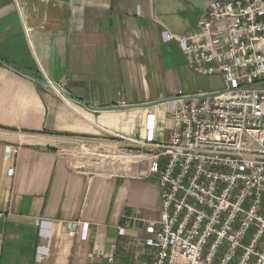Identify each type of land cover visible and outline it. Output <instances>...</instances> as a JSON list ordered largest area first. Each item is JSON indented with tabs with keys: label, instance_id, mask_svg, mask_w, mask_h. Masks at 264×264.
<instances>
[{
	"label": "crops",
	"instance_id": "crops-1",
	"mask_svg": "<svg viewBox=\"0 0 264 264\" xmlns=\"http://www.w3.org/2000/svg\"><path fill=\"white\" fill-rule=\"evenodd\" d=\"M212 1L0 0V264H152L160 189L136 177L148 155L127 154V137L144 139L152 114L167 138L157 102L182 90V51L162 33L193 30L177 34L181 13Z\"/></svg>",
	"mask_w": 264,
	"mask_h": 264
},
{
	"label": "built area",
	"instance_id": "built-area-1",
	"mask_svg": "<svg viewBox=\"0 0 264 264\" xmlns=\"http://www.w3.org/2000/svg\"><path fill=\"white\" fill-rule=\"evenodd\" d=\"M162 36L197 74L221 75L224 88L166 99L165 140L154 138L152 114L144 139L127 137L133 156L148 155L136 177L156 178L160 189L159 220L146 226L152 264H264V0H214L193 30ZM87 227L67 223L82 238Z\"/></svg>",
	"mask_w": 264,
	"mask_h": 264
},
{
	"label": "rangeland",
	"instance_id": "rangeland-1",
	"mask_svg": "<svg viewBox=\"0 0 264 264\" xmlns=\"http://www.w3.org/2000/svg\"><path fill=\"white\" fill-rule=\"evenodd\" d=\"M193 5L194 3L190 2L186 6L184 13H181L180 26H178V28L176 27L177 34L186 33L196 24L201 11L199 8H195ZM171 57L173 58L172 69L176 71V76L178 77L183 92L197 93L210 90L215 91L224 88V82L221 75H201L189 69L184 56L179 50H175L171 54ZM185 88L189 89L190 91H184ZM135 153L137 152L132 149L131 151H127V154Z\"/></svg>",
	"mask_w": 264,
	"mask_h": 264
},
{
	"label": "water",
	"instance_id": "water-1",
	"mask_svg": "<svg viewBox=\"0 0 264 264\" xmlns=\"http://www.w3.org/2000/svg\"><path fill=\"white\" fill-rule=\"evenodd\" d=\"M0 61H1L2 63H4L5 65H8L6 62L2 61L1 59H0ZM8 66H10V65H8ZM15 70L18 71L19 73H21L22 75H25V76H27V77H31V78H35L34 75H32V74H30V73H27V72H24V71H21V70H17V69H15ZM161 102H165V100H164V101H159V102H157V103H161ZM157 103H153V104H157Z\"/></svg>",
	"mask_w": 264,
	"mask_h": 264
},
{
	"label": "trees",
	"instance_id": "trees-1",
	"mask_svg": "<svg viewBox=\"0 0 264 264\" xmlns=\"http://www.w3.org/2000/svg\"><path fill=\"white\" fill-rule=\"evenodd\" d=\"M37 78H39V77L37 76Z\"/></svg>",
	"mask_w": 264,
	"mask_h": 264
}]
</instances>
